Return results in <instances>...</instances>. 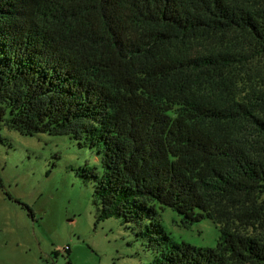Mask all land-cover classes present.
Instances as JSON below:
<instances>
[{"label": "trees", "instance_id": "trees-1", "mask_svg": "<svg viewBox=\"0 0 264 264\" xmlns=\"http://www.w3.org/2000/svg\"><path fill=\"white\" fill-rule=\"evenodd\" d=\"M0 125L94 151L72 170L97 222L138 228L151 264H264V0H0Z\"/></svg>", "mask_w": 264, "mask_h": 264}, {"label": "rangeland", "instance_id": "rangeland-1", "mask_svg": "<svg viewBox=\"0 0 264 264\" xmlns=\"http://www.w3.org/2000/svg\"><path fill=\"white\" fill-rule=\"evenodd\" d=\"M0 136L8 139L0 146V264L153 263L154 252L134 225L114 218L97 222L93 185L72 170L98 166L94 151L69 138L24 136L4 125ZM14 200L29 205L35 219ZM156 206L158 220L177 243L217 247L219 225L207 220L188 227L171 208Z\"/></svg>", "mask_w": 264, "mask_h": 264}]
</instances>
